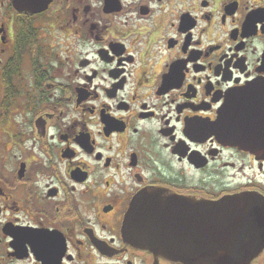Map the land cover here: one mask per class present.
<instances>
[{
  "label": "flooded vegetation",
  "instance_id": "af4514ba",
  "mask_svg": "<svg viewBox=\"0 0 264 264\" xmlns=\"http://www.w3.org/2000/svg\"><path fill=\"white\" fill-rule=\"evenodd\" d=\"M235 93L260 112L264 0H0V264H180L124 219L144 192L264 199V155L217 134Z\"/></svg>",
  "mask_w": 264,
  "mask_h": 264
},
{
  "label": "water",
  "instance_id": "95a60500",
  "mask_svg": "<svg viewBox=\"0 0 264 264\" xmlns=\"http://www.w3.org/2000/svg\"><path fill=\"white\" fill-rule=\"evenodd\" d=\"M51 1L11 0L29 12L43 11ZM236 96L223 108L217 134L229 145L264 155V105L260 112H252L251 102L240 109ZM123 231L130 244L180 264H251L264 248V199L249 192L218 200L144 192L131 203Z\"/></svg>",
  "mask_w": 264,
  "mask_h": 264
},
{
  "label": "rangeland",
  "instance_id": "374dc122",
  "mask_svg": "<svg viewBox=\"0 0 264 264\" xmlns=\"http://www.w3.org/2000/svg\"><path fill=\"white\" fill-rule=\"evenodd\" d=\"M4 11H6V9H4Z\"/></svg>",
  "mask_w": 264,
  "mask_h": 264
}]
</instances>
